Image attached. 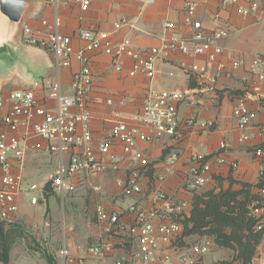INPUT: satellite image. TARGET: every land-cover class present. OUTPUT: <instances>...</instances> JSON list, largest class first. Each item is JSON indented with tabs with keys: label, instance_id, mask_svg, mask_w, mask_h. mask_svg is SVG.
I'll list each match as a JSON object with an SVG mask.
<instances>
[{
	"label": "crops",
	"instance_id": "0c3cea01",
	"mask_svg": "<svg viewBox=\"0 0 264 264\" xmlns=\"http://www.w3.org/2000/svg\"><path fill=\"white\" fill-rule=\"evenodd\" d=\"M24 1L27 9L18 31L7 40L0 39V94H6L14 89H32L39 98L44 99L49 80H59L63 94H72L73 77L80 69L78 60L74 59L68 68H60L56 64L55 57L46 48L38 47V50H31L22 46L24 45L22 40L24 26L38 28L41 27L42 21L53 23L56 19H59V31L73 39L76 49H80L83 45L79 39L82 30H97L110 33L115 43L126 38L131 39L136 48L143 52H149L153 48L161 50L156 64V75L151 80L140 74L131 77L129 73L133 69V62L130 59H124L121 67H117L113 64L111 57L103 52H96L92 55L91 70L94 81L89 95V106L93 114L92 129L95 139L98 140L117 120L139 126L136 115L141 111L151 90L189 94L185 101L177 105L180 123L179 136L138 144L139 150L152 163L142 177L144 190L142 195L125 198L117 194L116 180L132 168L119 145L112 149V154L120 162L119 171L108 168L96 176L90 185L81 184L74 192L77 203H83L89 197L91 211L83 216L80 215V220L77 218V222L82 226L80 232L76 234L75 227L72 225L66 229L68 235H64L61 248L65 246L69 250L72 258L75 259L73 264H80L79 260H83L82 264H142L133 258L138 247L136 238L126 232L117 231L107 223L100 222L96 218V208L100 205L107 210L119 213L121 221L131 226L136 215L130 212V208L136 206L144 212L152 210L156 203L153 193L155 190H160L172 202H189L190 207L185 211L189 214L193 194L186 190L185 185L190 175L194 154H215L223 142L228 146L227 163L215 166L211 182L196 193L213 188L217 178L221 179V185L224 188L232 184L235 190L241 188V183L255 185L262 179L260 177L262 161L255 156L254 151L257 148L264 150V139L241 142L243 132L233 118V109L240 100H246L254 114L253 125H264V81L260 82L249 68L253 57L264 52L263 21L252 17L244 18L235 8L223 7L220 0L202 3L197 12V19L202 21L205 31L210 33L221 28L230 32V36L219 43L221 47L219 60L225 64L226 68L218 78L215 90L208 91L207 81L191 70L192 66L203 65L205 56L192 58L179 51L163 49L167 37L173 35L186 37L190 33L189 29L183 26L185 0L158 2L143 9L139 8L136 0H93L87 10L79 9L72 3V0H62L58 7L44 0ZM123 19H126L130 25L116 31L115 24ZM168 22H174L177 25L176 28L168 31L165 27ZM13 49L20 50L25 56L32 54L36 58L35 61L41 73L48 77L47 80L43 83H35L28 88L26 84L30 81L22 76L18 77L17 74L6 76L2 68L8 61L7 55ZM232 61H242L244 65L234 70L231 67ZM108 101H112V105L108 104ZM191 118L194 119L193 124L188 123ZM207 121L214 122L211 130H204L199 125ZM141 129L145 131V128ZM172 153H177L178 156L174 164L168 161ZM42 156L50 155L38 152L27 157L25 191L18 197L19 223H30L35 218L27 211L25 197L29 192L27 188L31 184H36L32 182L39 165L36 164L35 159ZM52 157L59 162L58 158ZM232 162H238L237 170L232 169L230 165ZM31 167H33L32 171ZM92 187H100L101 191L95 192ZM253 192L257 194L258 188H255ZM61 196L64 195L51 193L47 200L43 201L48 204L43 211V217L47 214V228L52 222L58 221L56 207L50 204ZM67 215L70 220L75 219L74 213ZM160 215L156 223L169 222L172 219V215L168 212L162 211ZM64 217H66L65 214ZM85 217L88 218L84 220ZM91 217L94 218V223L91 222ZM37 221H42V216H38ZM41 235L47 237L50 234L48 231ZM193 236H183L182 240L188 243ZM96 245L105 248L103 258L88 255V248ZM216 247L218 246L211 242L210 248L203 257L205 263L241 264L233 260L234 253L230 249L232 255L231 253L224 255L228 258L231 255L232 262H225L228 258H224ZM169 249L177 250V253L182 254L189 250V246H184L181 240L176 242L175 240H163L161 253ZM58 252L54 259L59 260L61 264ZM215 253H218L220 257L212 261V255ZM11 254L10 264H12ZM256 256L264 258V241L258 247ZM43 259L44 264H49L45 257Z\"/></svg>",
	"mask_w": 264,
	"mask_h": 264
},
{
	"label": "built area",
	"instance_id": "2783aa9c",
	"mask_svg": "<svg viewBox=\"0 0 264 264\" xmlns=\"http://www.w3.org/2000/svg\"><path fill=\"white\" fill-rule=\"evenodd\" d=\"M58 7L62 0H44ZM139 8L153 6L158 2L173 0H136ZM211 0H185L183 26L189 29L186 37L173 35L164 41L163 49L179 51L192 58L205 56L201 66H192L208 83V91L215 90L218 78L226 66L221 63V40L230 36L226 29H216L207 33L197 12L202 3ZM93 0H72L81 10L90 8ZM223 7L235 8L244 18H257L264 22V0H220ZM217 20V18H216ZM130 25L123 19L115 24V30ZM59 19L50 23L42 21L41 27L22 28L23 43L30 46L46 48L56 60L60 68H68L74 59L80 62V69L74 74L72 94H63L59 80L47 82L44 99L38 97L32 89H16L0 94V225L8 227L18 221V197L25 191L26 160L30 154L45 152L58 158L56 169L48 176L47 181L39 188L31 184L27 191L35 192L41 189L40 198L33 196L31 204L38 205L49 193L65 195L76 192L81 184H91V181L108 168L119 171V160L112 154L114 146L119 145L126 160L132 168L124 172L123 177L116 180L117 194L132 198L144 193L142 177L151 166V161L139 150L141 142L152 143L159 139L179 136V117L177 105L185 101L188 93L175 91H150L141 111L136 115L139 126L129 125L123 121H115L97 140L92 129L93 114L89 106V95L93 86L94 75L91 70L92 55L103 52L111 57L115 66L121 67L124 59L133 62L130 76L138 74L147 79L156 75V64L161 50L151 49L143 52L136 48L131 39L115 43L111 34L104 31L82 30L79 39L83 43L80 49L73 45L70 36L62 34L59 29ZM174 22L166 23L168 31L176 28ZM244 65L242 61H232L234 70ZM250 72L259 81H264V52L256 54L250 65ZM112 105V101H108ZM233 118L243 132L241 142H253L264 139V125H253L254 114L246 100H240L233 109ZM189 124L194 119L188 120ZM204 130L214 127L213 121L199 124ZM141 128H145L142 131ZM228 146L221 143L219 151L211 155L194 154L192 167L186 181V190L192 194L203 189L213 179V170L217 165L227 163ZM255 156L262 162L260 177L264 178V150L257 148ZM177 153L169 156V163L174 164ZM231 167L237 170L238 162H232ZM163 180V178H161ZM100 192V187H92ZM259 200L250 204V215L258 220L256 230L264 229V186L258 188ZM155 206L144 212L132 206L130 212L136 216L131 226L121 221V215L107 210L103 206L96 208V218L109 224L119 232H126L136 238L138 247L133 258L142 264H208L203 257L211 245V241L195 244L182 254L171 249L162 252L163 240H179L183 237V225L179 220L188 215L185 211L190 207L186 201L172 202L171 199L155 190L153 193ZM161 203V204H160ZM172 215L169 222L156 223L161 212ZM90 257L103 258L105 248L101 245L88 248ZM58 256L61 264H73L69 250L64 246ZM83 260L78 263L82 264ZM214 264H224L216 262ZM249 264H264V258L255 256Z\"/></svg>",
	"mask_w": 264,
	"mask_h": 264
},
{
	"label": "rangeland",
	"instance_id": "374dc122",
	"mask_svg": "<svg viewBox=\"0 0 264 264\" xmlns=\"http://www.w3.org/2000/svg\"><path fill=\"white\" fill-rule=\"evenodd\" d=\"M22 46L24 48L28 47L31 50H38V47L36 46H30L26 44ZM7 56L8 61L5 67L2 68V70L6 73V76L10 77L14 74H17L18 77L22 76L24 79L30 81L29 84H26L28 88H30L35 83H43L47 80L46 78L48 77L41 73L39 66L35 61L36 58H34L32 54H28L27 56H25L20 52V50L13 49L12 52H10ZM36 160V164L39 165L36 170L37 172L34 173L32 182L36 183V185L41 188L47 181L48 176L56 169L58 162L57 160L53 159L52 156H42L35 159V161ZM32 169L33 167H31V171ZM33 196L40 198L41 189L35 192H27L25 197L27 211L35 216L34 220L30 223H19L17 221L16 223L12 224L14 225V228H19L17 232L22 236L15 241L13 247L14 251L11 254L12 264H44L43 257L45 256H51L53 264H59V260L54 258L56 257L55 254L61 249L62 243L64 242L65 238L64 235H68L66 229L69 228L70 225H72L73 227H75L76 234L82 230V226L77 222V218L79 219L80 215L83 216L85 213H90L91 206L89 203V197H87L83 203H77L75 201V193H65L64 196L58 197L57 200L55 199L54 203L52 202L50 205L52 207L53 205L56 207V218L58 221L52 222V224H49V228H47V214L43 217V211L48 206V204L47 202L42 203L41 200L38 205L33 206L31 204V199ZM45 200H47V196L45 197ZM68 213H74L75 219L70 220V217L67 215ZM64 214L66 215V217H64ZM38 216H42V221H37ZM87 218L88 217H85L84 220H86ZM91 222H95L94 218L92 217ZM48 231L50 234L49 236L46 235L47 237H43V235H41L47 233ZM179 240H181L186 247H190L195 244L200 245L209 240L213 242L212 238L210 237L198 235H194L193 237H191L189 239L190 242L188 241V243L187 241H183L182 238H180ZM216 248L223 254V257L226 259L228 257L224 254L231 253L232 255V252L229 249L220 247ZM219 257L220 255L218 253L213 254L212 261ZM230 257L225 262L231 263L232 259Z\"/></svg>",
	"mask_w": 264,
	"mask_h": 264
},
{
	"label": "trees",
	"instance_id": "16d2710c",
	"mask_svg": "<svg viewBox=\"0 0 264 264\" xmlns=\"http://www.w3.org/2000/svg\"><path fill=\"white\" fill-rule=\"evenodd\" d=\"M263 180L264 178L255 185L241 183V188L235 190L232 184L224 188L221 179L217 178L213 188L194 193L190 213L179 220L183 225V236L210 237L216 246L233 251V260L249 264L264 241V229L256 230L258 220L250 215V204L260 199L253 190L262 187ZM13 226L0 225L2 264H10L15 241L22 237L17 232L19 228ZM45 257L49 264H53L51 256Z\"/></svg>",
	"mask_w": 264,
	"mask_h": 264
},
{
	"label": "water",
	"instance_id": "95a60500",
	"mask_svg": "<svg viewBox=\"0 0 264 264\" xmlns=\"http://www.w3.org/2000/svg\"><path fill=\"white\" fill-rule=\"evenodd\" d=\"M27 9L24 0H0V39L11 38L19 29Z\"/></svg>",
	"mask_w": 264,
	"mask_h": 264
}]
</instances>
